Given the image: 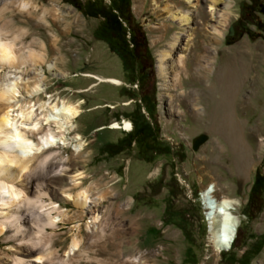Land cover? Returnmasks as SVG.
<instances>
[{"label":"rangeland","instance_id":"374dc122","mask_svg":"<svg viewBox=\"0 0 264 264\" xmlns=\"http://www.w3.org/2000/svg\"><path fill=\"white\" fill-rule=\"evenodd\" d=\"M31 1L37 14L29 17L18 12L16 0H0V25L6 24L12 31L25 30L19 42L43 53L45 61L54 63L61 72L55 75L42 66L45 76L41 83L46 93L52 99H81L84 111L71 132L85 143L83 149L73 151L74 143L57 148L59 156L45 165L46 176L40 179L47 185L51 200L66 209L69 218L58 223L55 230L47 227L53 233V245L44 263L244 264L249 260L247 264H264V245L254 253L257 236L264 234V207L251 220L243 213L256 170L264 175V13L258 8L262 0L218 3L217 8L230 15L222 38L204 37L196 28H201L199 21L209 17L205 11L192 13L196 33L188 56L192 59L193 54H202V47L207 46L213 63L195 86L201 92L202 113L192 116L185 112L180 117L172 115L170 99L160 88L156 70L157 54L177 27L164 30L151 0ZM87 2L95 5L85 9ZM112 3L122 21L117 39L101 28L103 12ZM207 3L201 0L198 5ZM43 10L47 23L38 17ZM123 29L127 30L124 36ZM132 30L143 41L140 51L145 54L143 63L148 73L139 84L128 37ZM32 33L42 46L31 41ZM243 52L252 53L259 62L252 64ZM29 68H23L24 77L35 82L40 66ZM7 70L0 72V81ZM82 73L115 77L122 84L101 83L75 93L95 82ZM183 79L193 81L190 73ZM145 90L148 96L144 98ZM115 104L120 106L110 107ZM98 105L103 107L95 108ZM183 108L179 111H186ZM229 114L239 122L236 129L240 136L235 140L226 139V133L223 137L210 136L195 126V119L227 122ZM123 119L132 122L131 131L107 128ZM242 162L245 168H241ZM62 165L68 168L64 175L59 173ZM72 180L77 184L72 185ZM35 182L30 181V192ZM211 182L218 196L241 203L240 235L229 251L219 255L207 246V225L200 203L203 186ZM83 188H88L89 206L81 210L63 194ZM94 212L100 219L89 232L86 226ZM75 234L80 244L68 259L65 254ZM4 237H0V264H10L13 254L28 255L24 247ZM9 245L16 246L15 252L8 250Z\"/></svg>","mask_w":264,"mask_h":264},{"label":"bare ground","instance_id":"6f19581e","mask_svg":"<svg viewBox=\"0 0 264 264\" xmlns=\"http://www.w3.org/2000/svg\"><path fill=\"white\" fill-rule=\"evenodd\" d=\"M199 1L201 0H151L152 10L156 17L162 20L164 30L168 32L169 29L177 27L166 41L165 47L157 54L156 70L161 80L160 88L170 99L172 115L178 117L185 112L192 116L202 113L201 92L195 86L196 82H202L204 72H210L213 63V56L208 52L207 46L202 47V54H193L192 59L188 56L196 29L202 31L204 37L222 38L230 19L229 12L217 8V4L224 0H208L206 6H199ZM16 8L18 12L29 17L37 14L36 6L31 0H16ZM194 11L196 13L205 11L209 17L206 21H199L201 28L194 29L192 26ZM45 14L46 10H43L38 17L47 23ZM5 25H0V72L3 68H8L0 81V237L5 235L6 241H14L17 246L24 247L28 254L26 257L13 254L10 264H45L44 259L50 258L53 245L51 240L53 233L47 231V227L55 230L58 223L69 218L66 209L51 200L47 185L40 179L46 176L43 172L45 165L59 156L57 148L74 143L73 151L83 149L85 143L80 141L79 135H71L75 129V120L84 112L81 106L83 100L70 101L60 99L58 96L52 99L51 94L46 93V88L41 83L45 76L42 66L53 71L55 75L61 72L54 63L45 61L43 53L19 42L25 30L12 31ZM32 35L34 38L31 41L42 46L39 37H36L35 33ZM202 42H205V39ZM243 55L252 61V64L259 62L258 59L252 58L255 57L252 53L243 52ZM36 65L40 66L36 72L38 77L32 82L28 77H24L23 68L31 69ZM189 73L193 81L187 82L183 78ZM81 76L94 79L95 82L86 88L74 90L75 93L86 92L101 83L114 86L122 84V81L115 77H103L92 73H82ZM41 96L46 98L41 99ZM119 106L115 104L110 107ZM102 107L98 105L95 108ZM181 107L186 111H179ZM238 123L234 114H229L227 122L220 124L212 119L207 121L195 119L197 129L202 128L210 136L226 133V139L229 140L239 138L240 133L238 128L236 129ZM107 128L129 132L132 130V122L123 119L122 122L111 123ZM246 166L242 162L241 168ZM67 169L63 165L60 166V175H64ZM32 180L36 182L33 184V192H30ZM72 182V185L77 184L74 180ZM87 190L88 188H83L74 194L64 192L63 196L74 208L83 210L89 206ZM216 191L214 183L204 185L200 193V203L207 225V246L212 248L215 255H219L229 251L233 246L240 225L241 203L235 198L218 196ZM99 198L102 199V195ZM99 219V213H92L86 226L89 232ZM79 244L80 238L75 234L65 254L68 259L75 255ZM7 248L12 253L17 249L14 245ZM39 248L41 253L37 252Z\"/></svg>","mask_w":264,"mask_h":264},{"label":"trees","instance_id":"16d2710c","mask_svg":"<svg viewBox=\"0 0 264 264\" xmlns=\"http://www.w3.org/2000/svg\"><path fill=\"white\" fill-rule=\"evenodd\" d=\"M94 2H87L86 7L94 6ZM258 8L260 12L264 13V0H262V3L258 5ZM115 7L114 4L112 3L110 7H108L104 12H103V17L104 21L101 25V28L110 36L112 34H117L118 35V30L122 26V21L120 20L119 15L115 12ZM94 16V15H93ZM126 29H123V36L126 34ZM130 42L133 41V36L131 35V38L129 39ZM264 207V175L260 173V171L257 169L253 178V182L251 184L247 201L244 205L243 208V213L247 217L248 220H251L257 216ZM240 235V230H237V234L235 237L234 242L238 239ZM250 238H252V235H250ZM234 244V243H233ZM256 248H254V253H258L263 245H264V234L257 236V241H256ZM247 252H243L242 258L245 257ZM249 261V260H248ZM248 261H246L247 264Z\"/></svg>","mask_w":264,"mask_h":264},{"label":"flooded vegetation","instance_id":"af4514ba","mask_svg":"<svg viewBox=\"0 0 264 264\" xmlns=\"http://www.w3.org/2000/svg\"><path fill=\"white\" fill-rule=\"evenodd\" d=\"M131 33V32H130ZM132 36H133V41L130 42L131 45V51L133 52V56L136 59V64H137V68H138V79L137 82L139 84V82L141 81L142 78H145V76L148 75V73L146 72V69L144 67V63L143 61L145 60V54L143 52H141L140 50L143 48V41L141 39L140 36H138L134 30H132ZM112 39H117L118 35L117 34H112L111 35ZM131 38V34L129 36V39ZM138 86V85H136ZM144 98L148 96V92L145 90L143 92L142 95Z\"/></svg>","mask_w":264,"mask_h":264},{"label":"water","instance_id":"95a60500","mask_svg":"<svg viewBox=\"0 0 264 264\" xmlns=\"http://www.w3.org/2000/svg\"><path fill=\"white\" fill-rule=\"evenodd\" d=\"M231 33H232V28L229 29V34H231Z\"/></svg>","mask_w":264,"mask_h":264},{"label":"built area","instance_id":"2783aa9c","mask_svg":"<svg viewBox=\"0 0 264 264\" xmlns=\"http://www.w3.org/2000/svg\"><path fill=\"white\" fill-rule=\"evenodd\" d=\"M128 37H129V35H128Z\"/></svg>","mask_w":264,"mask_h":264}]
</instances>
